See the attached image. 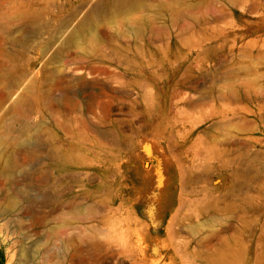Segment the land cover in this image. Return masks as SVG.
<instances>
[{
  "label": "rangeland",
  "instance_id": "rangeland-1",
  "mask_svg": "<svg viewBox=\"0 0 264 264\" xmlns=\"http://www.w3.org/2000/svg\"><path fill=\"white\" fill-rule=\"evenodd\" d=\"M0 264H264V0H0Z\"/></svg>",
  "mask_w": 264,
  "mask_h": 264
},
{
  "label": "bare ground",
  "instance_id": "bare-ground-1",
  "mask_svg": "<svg viewBox=\"0 0 264 264\" xmlns=\"http://www.w3.org/2000/svg\"><path fill=\"white\" fill-rule=\"evenodd\" d=\"M77 31L73 32L71 35H69V37L67 38L66 42L70 43V41H73L74 39H76L77 37ZM18 102V101H17ZM8 113V112H7Z\"/></svg>",
  "mask_w": 264,
  "mask_h": 264
}]
</instances>
